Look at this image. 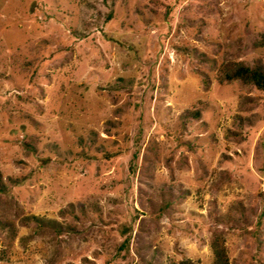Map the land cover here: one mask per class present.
<instances>
[{
    "label": "rangeland",
    "instance_id": "rangeland-1",
    "mask_svg": "<svg viewBox=\"0 0 264 264\" xmlns=\"http://www.w3.org/2000/svg\"><path fill=\"white\" fill-rule=\"evenodd\" d=\"M261 36L264 0H0V264H264V91L218 82Z\"/></svg>",
    "mask_w": 264,
    "mask_h": 264
},
{
    "label": "trees",
    "instance_id": "trees-1",
    "mask_svg": "<svg viewBox=\"0 0 264 264\" xmlns=\"http://www.w3.org/2000/svg\"><path fill=\"white\" fill-rule=\"evenodd\" d=\"M260 41V42H259ZM258 44L263 45L264 36H261ZM238 81L243 85L254 87L258 91H264V65L260 60H254L250 64L245 63H226L220 66L218 82L230 83ZM195 118L199 117V112L193 113ZM1 186V185H0ZM38 224H41V220H35ZM1 226H5L11 233H14L15 228L13 224L9 222H0ZM48 227L54 231V234H58L61 231H70V228L63 229L61 226L55 224L49 225ZM210 249L212 252V263L211 264H229L226 248L223 239L220 234L214 233L210 240ZM2 256H0V261ZM170 264H198L189 259H184L179 262H171Z\"/></svg>",
    "mask_w": 264,
    "mask_h": 264
}]
</instances>
